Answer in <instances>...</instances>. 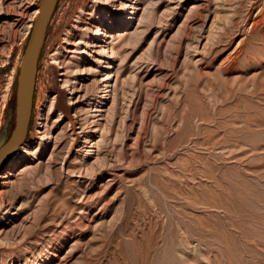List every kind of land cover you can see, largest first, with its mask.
<instances>
[{
    "label": "rangeland",
    "instance_id": "374dc122",
    "mask_svg": "<svg viewBox=\"0 0 264 264\" xmlns=\"http://www.w3.org/2000/svg\"><path fill=\"white\" fill-rule=\"evenodd\" d=\"M40 1L0 0V146ZM58 5L0 264H264V0Z\"/></svg>",
    "mask_w": 264,
    "mask_h": 264
},
{
    "label": "water",
    "instance_id": "95a60500",
    "mask_svg": "<svg viewBox=\"0 0 264 264\" xmlns=\"http://www.w3.org/2000/svg\"><path fill=\"white\" fill-rule=\"evenodd\" d=\"M59 0H41L31 29L26 49L20 63L15 98L14 123L0 146V174L25 145L31 126L39 61L45 46ZM12 115L9 117L7 128Z\"/></svg>",
    "mask_w": 264,
    "mask_h": 264
},
{
    "label": "trees",
    "instance_id": "16d2710c",
    "mask_svg": "<svg viewBox=\"0 0 264 264\" xmlns=\"http://www.w3.org/2000/svg\"><path fill=\"white\" fill-rule=\"evenodd\" d=\"M49 29H50V27H49ZM48 32H49V31H48ZM18 75H19V74H18ZM18 75H17V78H16L15 83H14L15 87H17V85H18ZM11 109H12V117H11V120H10L9 125H8V129H9L10 131H11V129H12V127H13V123H14L15 100L13 101V105H12ZM33 114H34V110H33ZM31 124H32V121H31ZM2 129H3V128H2Z\"/></svg>",
    "mask_w": 264,
    "mask_h": 264
},
{
    "label": "bare ground",
    "instance_id": "6f19581e",
    "mask_svg": "<svg viewBox=\"0 0 264 264\" xmlns=\"http://www.w3.org/2000/svg\"><path fill=\"white\" fill-rule=\"evenodd\" d=\"M38 11H40L39 9H37L36 11H35V14H37L38 13Z\"/></svg>",
    "mask_w": 264,
    "mask_h": 264
}]
</instances>
